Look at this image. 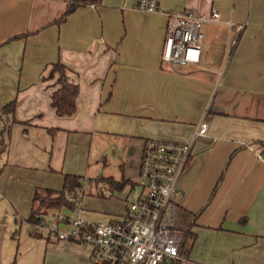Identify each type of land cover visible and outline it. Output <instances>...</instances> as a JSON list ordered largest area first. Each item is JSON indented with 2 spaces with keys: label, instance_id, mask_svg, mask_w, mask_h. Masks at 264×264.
Here are the masks:
<instances>
[{
  "label": "crops",
  "instance_id": "obj_1",
  "mask_svg": "<svg viewBox=\"0 0 264 264\" xmlns=\"http://www.w3.org/2000/svg\"><path fill=\"white\" fill-rule=\"evenodd\" d=\"M68 1L0 0V107L13 100L19 120L0 119L9 128L0 152V264H93L87 244L26 226L35 187L60 189L63 171L89 180L65 166L79 133L116 131L129 151L121 175H108L134 183L146 139L189 141L203 117L207 132L192 139L167 215L186 233L185 264H264V0H157L159 11L101 0L59 20ZM183 9L219 17L202 24L198 62H162L166 12ZM56 61L78 84L71 114L50 105L57 84L43 77ZM124 187L108 188L125 202ZM86 199L90 220L123 213L84 208Z\"/></svg>",
  "mask_w": 264,
  "mask_h": 264
},
{
  "label": "built area",
  "instance_id": "obj_2",
  "mask_svg": "<svg viewBox=\"0 0 264 264\" xmlns=\"http://www.w3.org/2000/svg\"><path fill=\"white\" fill-rule=\"evenodd\" d=\"M135 6L159 11L157 0H137ZM166 16L161 61L180 65L198 62L202 24L217 19L219 12L183 9L166 12ZM236 43L237 37L232 38L230 51ZM207 129L208 122L203 117L193 129L192 139L206 134ZM192 139L148 138L143 142L138 164L143 181L134 199L125 200V210L119 216L100 221L85 217L81 210L85 191L81 185L67 195L69 205L46 209L35 221H26L27 228L87 244L93 264H169L173 260L186 263L183 231L167 215L178 193L177 180L192 153Z\"/></svg>",
  "mask_w": 264,
  "mask_h": 264
},
{
  "label": "rangeland",
  "instance_id": "obj_3",
  "mask_svg": "<svg viewBox=\"0 0 264 264\" xmlns=\"http://www.w3.org/2000/svg\"><path fill=\"white\" fill-rule=\"evenodd\" d=\"M82 138L83 140L79 141ZM121 139L116 131L112 133L94 130L93 132L79 133L77 144L71 150V156L73 155V157L65 160V166L75 170L76 173L89 176V180H82L85 194L89 198L84 202V208H95L106 212H123L125 210V202L119 197V194L115 192L111 194L108 188L109 185L99 178L108 174L121 175L124 161L122 153H128L129 151V147L126 150L124 146L122 147L123 142ZM132 164L134 167L135 162L133 161ZM133 167L129 174L134 177ZM66 172L70 173V171H63V173ZM142 181L141 177L136 176L133 181L134 188L132 189L126 185H132L131 182L127 181L125 183L124 192H129L127 197L129 200L134 199Z\"/></svg>",
  "mask_w": 264,
  "mask_h": 264
},
{
  "label": "trees",
  "instance_id": "obj_4",
  "mask_svg": "<svg viewBox=\"0 0 264 264\" xmlns=\"http://www.w3.org/2000/svg\"><path fill=\"white\" fill-rule=\"evenodd\" d=\"M101 0H70L65 6V9L59 20H64L65 17L71 13L78 5L81 4H95L99 3ZM17 36V35H15ZM13 36V37H15ZM44 79L54 78V84L56 87L50 92V105L53 107L54 112L57 115L71 114L76 109V97L78 94V84L69 81L65 74V66L59 62L51 63L50 69L46 74ZM14 102L13 100L4 103L0 107V119L3 122L2 114H11V121H19L13 115ZM49 132L54 130L48 128ZM6 135L9 128L1 125L0 128V152L4 150L6 146V140L4 139V132ZM101 180L105 181L112 189H121L127 182V179L121 178L119 180L114 179L112 176H100ZM220 179V178H219ZM218 180L216 181V184ZM133 184V183H132ZM215 184V186H216ZM82 185L81 176L74 173H62V186L60 189H54L50 187H35L31 196V207L27 217V221H35L38 215L48 208H58L61 205H69L67 201V195L74 191L76 188ZM185 231L182 232V238L185 236ZM186 248L183 249V252ZM9 264H15L11 262ZM101 264H109L108 262H103ZM169 264H180L178 261L173 260Z\"/></svg>",
  "mask_w": 264,
  "mask_h": 264
}]
</instances>
